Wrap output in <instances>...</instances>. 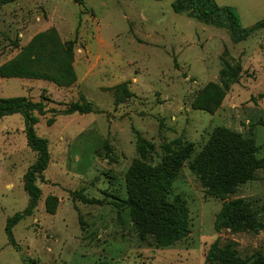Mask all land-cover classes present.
Returning <instances> with one entry per match:
<instances>
[{
  "label": "rangeland",
  "instance_id": "374dc122",
  "mask_svg": "<svg viewBox=\"0 0 264 264\" xmlns=\"http://www.w3.org/2000/svg\"><path fill=\"white\" fill-rule=\"evenodd\" d=\"M17 0L0 5V68L36 46L44 72L51 52L72 47L77 80L70 87L44 78H3L0 98L42 102L35 132L48 141V167L36 176L41 197L9 242L6 224L29 204L25 175L39 153L28 143L24 117L0 118V264H220L214 244L241 259L264 257V230L217 229L225 202L246 200L264 221V168L225 198L207 194L192 164L217 127L253 137L264 158V28L235 43L230 32L173 9L176 0ZM236 8L241 25L264 19V0H216ZM56 44V45H54ZM210 84L225 90L213 111L194 99ZM73 103L93 112L63 111ZM146 142L144 155L140 146ZM193 144L172 197L186 199L190 233L169 246L145 239L131 218L126 175L137 161L157 166ZM152 145L153 148H150Z\"/></svg>",
  "mask_w": 264,
  "mask_h": 264
},
{
  "label": "trees",
  "instance_id": "16d2710c",
  "mask_svg": "<svg viewBox=\"0 0 264 264\" xmlns=\"http://www.w3.org/2000/svg\"><path fill=\"white\" fill-rule=\"evenodd\" d=\"M17 0H0V5L9 4ZM83 3L82 0H79ZM173 9L177 13H189L194 19L209 23L228 30L235 43L247 40L252 34L264 28V19L254 26L245 28L241 25L239 14L232 6H223L216 0H176ZM48 32L36 35L30 46L17 58L6 62L0 68L3 78H44L58 86L70 87L75 84L77 77L73 67L72 47L69 46L58 55L54 49L47 63L54 67L53 71L44 72L36 66L33 58L36 46L46 40H53ZM56 45V44H54ZM225 90L215 84L205 87L194 99L196 109L213 111L223 102ZM44 109L42 102H33L25 97L0 98V118L13 114H21L26 123L28 143L39 153L37 161L29 168L25 175V190L29 195V204L22 211L10 217L6 224V234L9 242L18 247L13 228L26 217L32 216L41 197V189L36 184V176L48 167L50 155L48 141L39 138L35 132V125L39 117L35 111ZM74 112L87 114L93 112L91 104L73 103L63 113ZM146 142L140 146L144 155ZM193 144L171 153L157 166H151L141 161L135 162L126 175L127 199L124 206L129 208L132 221L145 239L147 235L156 236L161 246H169L183 239L190 233L189 208L186 199L180 196L172 197L173 184L183 164L194 153ZM150 148H153L152 145ZM259 146L253 137H244L241 133L225 127H217L212 131L204 149L196 156L192 168L200 176L208 189L207 194L225 198L235 185L254 178L255 172L264 168V158H258ZM217 229L223 227H242L252 231L264 230V221L260 219V211L252 209L246 200L225 202L216 217ZM214 244L209 252L210 261L220 264H264V257L257 259H241L236 250L230 245L220 253ZM221 251V250H220ZM26 264H35L28 260Z\"/></svg>",
  "mask_w": 264,
  "mask_h": 264
}]
</instances>
